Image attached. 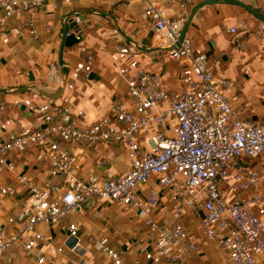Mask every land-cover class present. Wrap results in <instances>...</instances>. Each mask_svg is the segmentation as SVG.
Instances as JSON below:
<instances>
[{
    "label": "built area",
    "instance_id": "1",
    "mask_svg": "<svg viewBox=\"0 0 264 264\" xmlns=\"http://www.w3.org/2000/svg\"><path fill=\"white\" fill-rule=\"evenodd\" d=\"M56 1L0 0V33L15 15ZM138 1L154 27L157 46L170 48L168 58L183 65L179 87L169 89L160 74L140 66L121 68L118 77L126 94L110 117L80 126L61 111L45 127L10 133L0 142V261L18 247L38 264H56L66 246L42 234L40 227L63 225L71 239L81 222L69 219L82 213V203L90 198L126 206L144 221L153 236L145 259L153 264H190V255L201 252L196 237L180 222L189 213L199 215L207 241H220L230 264H257L264 254V124L238 117L231 106L234 81L216 77L206 53L191 39L186 36L179 48H172L194 0ZM260 30L264 32V21ZM31 34L38 39L37 31ZM65 144L123 147L130 167L122 175L80 177ZM32 147L48 160L52 180L39 184L20 174L4 182V175L17 171L9 155ZM106 164L102 159L100 165ZM152 179L159 188L172 190L171 224L154 217L160 207L158 190L140 193ZM253 189L260 190L251 193ZM24 193V201H14ZM128 250L103 248L112 264H124Z\"/></svg>",
    "mask_w": 264,
    "mask_h": 264
},
{
    "label": "crops",
    "instance_id": "2",
    "mask_svg": "<svg viewBox=\"0 0 264 264\" xmlns=\"http://www.w3.org/2000/svg\"><path fill=\"white\" fill-rule=\"evenodd\" d=\"M199 1L202 0H194L190 12ZM239 1L264 11V0ZM91 11L111 14L121 30L140 47H158L154 27L144 16V4L138 0H99L98 3L58 0L42 9L15 15L7 30L0 33V89L8 90L0 92V142L10 133L45 127L61 111L68 112L80 126L110 117L115 103L126 94V87L118 77L121 68L134 70L140 66L160 74L169 89L179 87L182 64L170 60L166 52L139 51L118 32L112 19ZM74 13H81L82 21L77 23L82 30L77 35L80 42L63 52L65 88L61 97L50 100L34 90L15 92L14 89L31 85L48 93L59 90L63 77L58 53L64 26ZM260 23L261 20L240 7L217 4L204 7L196 14L186 36L206 53L216 77L234 81L231 106L238 117L264 124V32L260 30ZM232 27L237 29L236 34L230 32ZM32 30L37 31L38 39H34ZM130 56L132 60L128 59ZM89 57L94 60L90 62ZM30 73L34 82H30ZM64 146L74 156L80 177L122 175L130 167L123 147ZM8 158L15 163L17 171L4 175V182H13L20 174L33 176L39 184L52 180L48 174L49 162L40 149L32 147L21 154L12 153ZM102 159L107 161L106 167L100 165ZM150 189L158 190L160 198L154 217L171 224L172 190L159 188L156 179H152L140 188L141 195H148ZM258 190L253 189L251 193ZM25 196V193L19 194L14 201H24ZM69 221L81 222L74 233L78 245L72 248L63 225L40 227L45 236L66 246V253L56 264H112L103 252L105 246L117 250L129 247L124 264H153L145 259V252L153 248V236L149 235L144 221L128 207L97 201L89 210L83 209L82 213L71 216ZM180 222L201 246L200 253L190 255V264H230L220 241L209 242L203 236L198 214L189 213ZM76 249L81 250L76 252ZM0 263L38 264L34 256H26L18 247L4 255ZM257 264H264V254Z\"/></svg>",
    "mask_w": 264,
    "mask_h": 264
},
{
    "label": "water",
    "instance_id": "3",
    "mask_svg": "<svg viewBox=\"0 0 264 264\" xmlns=\"http://www.w3.org/2000/svg\"><path fill=\"white\" fill-rule=\"evenodd\" d=\"M217 4H229V5H234L237 7H240L242 9H244L246 12H248L249 14H251L252 16L258 18L261 21H264V11L258 8H253L247 4H245L242 1L239 0H202L199 1L193 8L192 11L190 12L187 20L185 21L180 35L178 37V41L176 42L175 46L172 48H179L182 44V42L184 41L187 31L194 19V17L196 16V14L201 12V9H203L204 7L207 6H212V5H217ZM92 13H98L104 17H108L110 19H112L115 23V18L108 13H104L101 11H91ZM70 22L68 25L64 26V30H63V35H62V40H61V45H60V49H59V53H58V66H59V70L62 74V84L61 87L59 88V90H57L55 93H48L47 91L38 88L37 86L31 85L28 87L22 86L18 89H14L15 92L17 93H23L29 90H34L37 91L40 95H42L43 97L50 99V100H57L61 97L64 88H65V80H64V76H63V52L65 48H70L76 44H78L80 42V39L77 37V35L81 32L82 27H79L77 21H75V19L77 17H81V13H74L71 14L70 16ZM116 27L118 32L125 38V40L130 43L131 45H133L134 47H136L139 51L144 52V53H153V52H167L170 48H159V47H154V48H143L140 47V45H138V43H136V41H134L131 37H129L128 35H126L120 28V26L116 23ZM35 78L33 76L32 73H30V82H34ZM1 91H8L7 89H0ZM13 91V90H11ZM97 201L94 198H90L88 200H86L84 203H82V209L84 210H89L91 207H93L94 205H96ZM78 243L77 238H75L74 236L70 239L69 241V247L72 248L73 246H75ZM81 249H76V252H79Z\"/></svg>",
    "mask_w": 264,
    "mask_h": 264
},
{
    "label": "rangeland",
    "instance_id": "4",
    "mask_svg": "<svg viewBox=\"0 0 264 264\" xmlns=\"http://www.w3.org/2000/svg\"><path fill=\"white\" fill-rule=\"evenodd\" d=\"M43 227V226H42ZM45 227H49V226H46ZM43 228L40 229V231L42 232V234H45L44 231L42 230Z\"/></svg>",
    "mask_w": 264,
    "mask_h": 264
}]
</instances>
